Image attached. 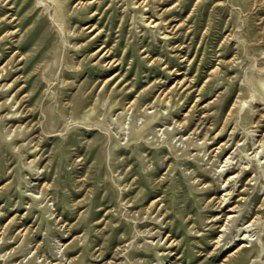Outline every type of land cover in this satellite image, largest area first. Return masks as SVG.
Returning <instances> with one entry per match:
<instances>
[{
    "label": "rangeland",
    "instance_id": "rangeland-1",
    "mask_svg": "<svg viewBox=\"0 0 264 264\" xmlns=\"http://www.w3.org/2000/svg\"><path fill=\"white\" fill-rule=\"evenodd\" d=\"M0 264H264V0H0Z\"/></svg>",
    "mask_w": 264,
    "mask_h": 264
},
{
    "label": "bare ground",
    "instance_id": "bare-ground-1",
    "mask_svg": "<svg viewBox=\"0 0 264 264\" xmlns=\"http://www.w3.org/2000/svg\"><path fill=\"white\" fill-rule=\"evenodd\" d=\"M184 82V81H183ZM218 115V114H217ZM227 161V160H226ZM228 162V161H227ZM230 164V163H229ZM232 166V165H231ZM234 166V165H233ZM229 167H230V165H229ZM225 170H227V168L225 169ZM222 174V173H221ZM230 179L231 178V176H230V171L227 173V175H226V179ZM227 179V180H228ZM232 209V208H231ZM221 237V236H220ZM244 237V236H243ZM242 237V238H243ZM219 239H221V238H219ZM224 239V238H223ZM242 241H244L245 239H241ZM239 248L237 249V251H241L242 249H244L245 248V245H244V243L242 242L241 244H239V243H237L236 244ZM183 256V255H182ZM181 257V256H180ZM233 258V257H232ZM192 262V261H191Z\"/></svg>",
    "mask_w": 264,
    "mask_h": 264
}]
</instances>
